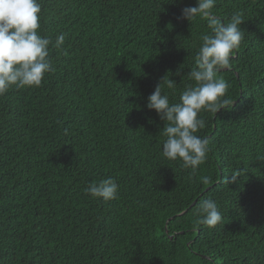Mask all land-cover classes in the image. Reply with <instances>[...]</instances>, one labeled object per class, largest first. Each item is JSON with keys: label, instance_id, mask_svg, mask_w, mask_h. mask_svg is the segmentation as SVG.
I'll use <instances>...</instances> for the list:
<instances>
[{"label": "trees", "instance_id": "trees-1", "mask_svg": "<svg viewBox=\"0 0 264 264\" xmlns=\"http://www.w3.org/2000/svg\"><path fill=\"white\" fill-rule=\"evenodd\" d=\"M40 3L38 31L64 33L67 55L50 45L41 85L0 95V264H264V0L213 9L239 13L244 38L218 72L232 104L199 113L209 145L195 170L163 157L168 122L146 104L159 83L170 103L195 86L211 34L182 18L196 0ZM109 176L117 198L85 193ZM209 198L214 228L196 223Z\"/></svg>", "mask_w": 264, "mask_h": 264}, {"label": "clouds", "instance_id": "clouds-1", "mask_svg": "<svg viewBox=\"0 0 264 264\" xmlns=\"http://www.w3.org/2000/svg\"><path fill=\"white\" fill-rule=\"evenodd\" d=\"M216 2L196 0L195 6L182 9V18L190 21L199 17L206 20L211 29V34L201 37L202 43L195 56L196 67L189 73L195 86L186 85L179 102L170 103L169 96L162 94L159 83L146 104L161 120L168 122L163 127V136L166 137L162 145L163 157L179 159L184 168L193 170L204 163L209 145L208 138L196 135L205 126L199 113L207 110L214 115L232 104L233 100L221 99L228 83L218 76V72L231 68L230 61L244 38L240 14H233L225 23L213 14ZM40 13V0H0V95L11 86L39 87L45 74L54 71L50 45L60 54L67 55L63 47L64 33L58 34L53 42L38 31L41 27ZM166 83L169 89L176 87V82L171 79ZM64 131L67 135L68 129ZM118 190L119 185L111 176L92 182L84 189L86 194L104 201L117 198ZM197 214L196 223L208 228L216 227L223 219L216 201L210 198L199 203Z\"/></svg>", "mask_w": 264, "mask_h": 264}]
</instances>
